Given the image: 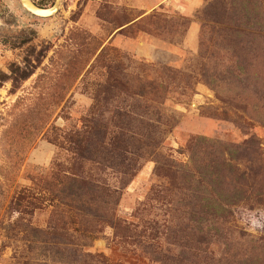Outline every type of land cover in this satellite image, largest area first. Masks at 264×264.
<instances>
[{
    "label": "rangeland",
    "instance_id": "obj_1",
    "mask_svg": "<svg viewBox=\"0 0 264 264\" xmlns=\"http://www.w3.org/2000/svg\"><path fill=\"white\" fill-rule=\"evenodd\" d=\"M31 1L44 8L55 3ZM213 1L216 19L202 17ZM153 12L169 16L160 23L167 29L137 34L121 29L125 21ZM178 18L191 23L175 27ZM102 48L103 56L96 58ZM109 59L113 68L118 66L115 77L121 67L143 78L160 77L156 69L161 66L180 71L163 104L177 122L161 142L160 158L192 165L188 144L197 135L224 147L225 142L243 144L237 151L248 149L245 142L254 138L253 153H237L234 167L237 181L245 173L248 197L231 207L222 225L235 242L250 247L264 235V229L249 231L241 223L246 211H264V192L256 195L264 191V0H61L58 10L46 16L29 11L22 0H0V264H74L80 257L77 245L104 253L111 264H158L151 257L162 254L118 243L110 226H99V233L79 231L67 214L62 218L54 212L56 203L43 188L52 168L74 163L65 136L92 116L95 89L107 80ZM78 165L86 176L118 185L114 169L87 159ZM155 165L151 158L144 162L122 190L116 210L122 218L131 220L134 212L137 222L151 224V236L167 216L158 194L171 190L154 173ZM22 197L24 214L11 207ZM171 250L179 251L175 245Z\"/></svg>",
    "mask_w": 264,
    "mask_h": 264
},
{
    "label": "trees",
    "instance_id": "obj_2",
    "mask_svg": "<svg viewBox=\"0 0 264 264\" xmlns=\"http://www.w3.org/2000/svg\"><path fill=\"white\" fill-rule=\"evenodd\" d=\"M245 5V1L240 2L242 8ZM215 9L216 2L213 1L201 12L202 17L215 20ZM167 17L153 12L139 19L132 18L120 26L125 25L122 30L133 28L136 34L139 31L158 32L167 29V25L160 24L167 21ZM176 20L175 27H188L191 23L187 18ZM201 30L202 38H205V29L202 27ZM202 44L205 43L202 41ZM105 50L102 48L96 58L103 56ZM111 63L112 60H106L107 80L95 89L92 116L84 119L80 130L65 136L70 143L68 150L74 157V163L67 169L52 168L44 179L43 188L56 203L54 212L62 218L67 214L82 232L97 233L99 226H110L118 243L133 244L134 249L140 248L143 254H162L151 257L158 264H264V235L254 238L252 245L245 247L242 242H235L229 231L222 227L229 221L231 207L248 197V190L243 188L245 173H241L237 181L234 167L240 159L237 153L248 149L253 153L254 138L245 142L248 149L237 151L243 144L225 142L224 147L197 135L188 144L192 165H178L170 158H160L161 142L177 122L174 115L164 112L163 104L172 77L180 71L161 66L156 69L160 77L143 78L141 75H130L125 67H121L119 77H115L113 71L118 66L113 68ZM24 75L27 76L28 72L25 71ZM203 75L204 80L211 83L209 76ZM107 102L110 103L109 108H106ZM105 108L110 113L108 119L104 115ZM218 148L221 156L216 160ZM209 155L215 160L206 161ZM150 158L156 163L154 173L171 189L167 194L161 189L158 194L167 207V216L163 224L155 228L154 236L148 233L153 226L137 222L136 213H132L133 219L130 220L118 216L116 212L122 190ZM83 159L114 169L119 173L118 185L112 186L86 176L78 165ZM22 199L15 198L11 207L15 210L20 208L21 214H24ZM23 219L21 215L18 221ZM94 233L91 235L96 236ZM159 234L164 239H160ZM172 245L179 251L175 253L171 250ZM214 247H218V253ZM75 250L82 258L88 256L102 264H111L104 253L94 254L78 245ZM80 257L77 263H73L96 264L83 261Z\"/></svg>",
    "mask_w": 264,
    "mask_h": 264
},
{
    "label": "clouds",
    "instance_id": "obj_3",
    "mask_svg": "<svg viewBox=\"0 0 264 264\" xmlns=\"http://www.w3.org/2000/svg\"><path fill=\"white\" fill-rule=\"evenodd\" d=\"M241 223L246 224L249 231L264 229V211H246L243 215Z\"/></svg>",
    "mask_w": 264,
    "mask_h": 264
},
{
    "label": "water",
    "instance_id": "obj_4",
    "mask_svg": "<svg viewBox=\"0 0 264 264\" xmlns=\"http://www.w3.org/2000/svg\"><path fill=\"white\" fill-rule=\"evenodd\" d=\"M61 0H55V3L53 6L49 8H44L36 5L33 1L31 0H22L23 5L32 13L41 15V16H46V15H52L58 10L59 4Z\"/></svg>",
    "mask_w": 264,
    "mask_h": 264
}]
</instances>
